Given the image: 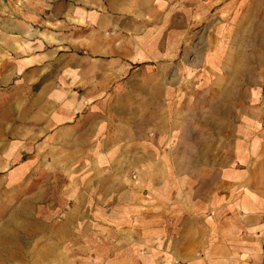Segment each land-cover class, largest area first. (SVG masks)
Segmentation results:
<instances>
[{"label":"rangeland","instance_id":"obj_1","mask_svg":"<svg viewBox=\"0 0 264 264\" xmlns=\"http://www.w3.org/2000/svg\"><path fill=\"white\" fill-rule=\"evenodd\" d=\"M73 58L80 68L100 70L93 76L95 107L78 116L111 125L112 139L97 143L111 145L115 156L92 149L71 162L60 139H43L38 124L51 104L53 118L75 115L61 107ZM27 118L37 123L35 140H27ZM27 144L34 153L14 163ZM173 162L190 170L174 173ZM147 163L155 164L152 172L142 168ZM72 164L88 171H69ZM159 179L169 185V209L174 181L175 207L197 216L181 221L174 264H264V215L256 213L264 204L245 203L264 197V0H0L5 264H67L65 252L53 263L41 258L44 234L65 229L68 201L90 197V189L99 197L80 181L114 185L115 197H129V204L115 200L121 218L113 238L146 244L139 220L129 217L156 211ZM187 244L194 249L187 252Z\"/></svg>","mask_w":264,"mask_h":264},{"label":"crops","instance_id":"obj_2","mask_svg":"<svg viewBox=\"0 0 264 264\" xmlns=\"http://www.w3.org/2000/svg\"><path fill=\"white\" fill-rule=\"evenodd\" d=\"M80 64L81 63L78 59H71V67L67 72L68 82L65 83L67 87L64 89L62 86V91L67 93V99L65 103L61 104V107L62 109L70 108L71 110L74 108L75 115L66 116V114L70 113L65 111L64 116L63 112H60V117L53 118L51 117L53 112L52 108H57V105L51 104V109L49 110L50 116L45 118L44 122H39L41 124H38L39 127H42L44 133L43 139L47 143H50L55 139H60L63 144V149L65 150L64 152L70 158L71 162L72 157L89 155L92 153V149L95 155H106L108 157L115 156V153L111 152V145L107 146L106 144L101 145L97 143V141L103 139H112L111 136H109L111 125H104L99 119H89V117H85L84 115L78 116V111L83 107H95L94 101L91 100L95 91L93 76H96L97 79L100 76L99 69L80 68ZM101 72H103L104 75H107L104 70ZM164 83L165 82H162L160 86H165ZM80 90H82L84 94L78 96L79 94L77 92ZM44 108L48 109V105L45 104ZM32 119L27 118L26 122L28 128L26 133L28 137L27 140H35L37 138L35 135L37 123L32 121ZM125 130L132 131L131 125L125 127ZM165 131V129L161 130V136L156 139L159 141L158 143L160 147L164 146V141L167 139L165 135H163ZM16 135L17 134H14L13 136ZM7 137L11 138L10 136ZM39 138L41 139V137ZM136 146L137 144H132L131 148ZM34 151V144H27V151L21 152V154L17 153L15 156L18 157L14 160V163H17L18 160H21L25 155L34 153ZM126 153L131 152L127 151ZM109 163L112 162L109 160ZM144 165L145 166L142 167L144 170L152 172L155 164L147 163ZM25 166L28 168L30 165L29 163H26ZM75 166L76 164L68 165L67 169L69 171H88L86 167L81 168ZM138 170L141 171V167ZM161 170H165L164 167H162ZM170 170L174 173H178L180 170H190V167L185 168L178 162L177 164L173 162ZM81 182L83 185L85 183L92 185H88L86 188H96L99 197L95 195L94 190L90 189V197L84 198L83 195L81 196L82 199L76 197L72 201L67 202V204L69 203V209L62 212L64 214L62 220L65 221V229H60L59 231L49 230L44 234L45 244L41 255V258L44 261L49 260L50 263H53L57 259L55 253L58 252L66 253L65 259H67V264H133L134 262H139V264H165V262L166 264H174V262L179 261V255L176 252L179 251L177 250V242H179V236L181 233V221L184 219L189 220L192 217L195 219L197 216H193V214L191 215V210H187V206L182 210L183 213L180 212L179 207H175L179 206V200H177L176 203V199L179 198L180 193L175 191L176 189L174 188L176 187L174 186V181H172L171 186L172 196L170 201L172 202V206L170 209L169 204L166 203L168 201H165L164 199L165 189H167L169 185H165V181L159 179L156 181L155 185L157 188V197H159L157 198L156 211H149L141 213L140 215H134L135 212L130 214L129 220H139L141 236L147 241L146 244H143L140 247L134 246L132 243L118 245L115 243V238H113V223H115L116 219L121 218L118 217V214L114 210L115 204L117 203L115 200L117 198L120 200V203L129 204V197L128 200H125L126 197L121 199L120 195L115 197V193H113L112 190L114 189V185L107 187V190L105 185H103V182L101 183L100 181H95V185L94 181H80V183ZM177 184H180V182L178 181ZM181 186L182 185H180V187ZM158 193H160V195ZM112 194L113 197H115L114 200L111 199ZM194 194L195 192H193V196ZM190 195L192 196V193ZM100 196H104V198H100ZM254 198L253 201L245 198V203L257 205L264 204V201H260L264 200V197H258L256 195ZM167 199L169 198L167 197ZM112 203L114 206H111ZM256 211L254 210L257 214L264 215V207L259 208L256 206ZM18 214L19 212L17 211L13 216L16 217ZM51 214L52 215H50L49 218L54 219L56 210ZM186 215L188 218L185 217ZM2 219L3 213H0V220ZM85 220L88 222L85 223ZM79 221H82V224ZM1 232L2 229L0 230V233ZM170 236L172 237L171 243L164 242V237L170 238ZM32 237L35 241V232ZM4 243L3 237L0 235V264H5L2 255L7 250L4 249ZM185 249L189 252L190 250H193L194 247L187 244ZM8 251H11L13 254L14 249ZM12 257L15 258L16 256L13 255ZM183 257L187 258V260L193 258L190 257V254L188 253L183 255Z\"/></svg>","mask_w":264,"mask_h":264}]
</instances>
